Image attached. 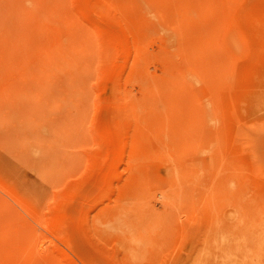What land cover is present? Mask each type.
<instances>
[{"label": "rangeland", "instance_id": "1", "mask_svg": "<svg viewBox=\"0 0 264 264\" xmlns=\"http://www.w3.org/2000/svg\"><path fill=\"white\" fill-rule=\"evenodd\" d=\"M0 264H264V0H0Z\"/></svg>", "mask_w": 264, "mask_h": 264}]
</instances>
